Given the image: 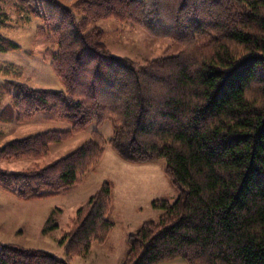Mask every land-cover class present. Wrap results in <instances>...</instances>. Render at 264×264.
Instances as JSON below:
<instances>
[{"label": "trees", "instance_id": "16d2710c", "mask_svg": "<svg viewBox=\"0 0 264 264\" xmlns=\"http://www.w3.org/2000/svg\"><path fill=\"white\" fill-rule=\"evenodd\" d=\"M21 3L41 19V35L47 30L55 39L52 66L64 91L20 87L14 107L26 116L64 120L74 132L108 122L111 136L104 141L95 133L42 169H0V189L23 201L64 194L94 167L104 145L126 163L163 160L176 197L151 202L158 216L128 236L121 264H264V0ZM107 19L167 38L181 50L143 65L114 56L100 29H89ZM17 48L0 37V51ZM66 135L11 142L0 153L36 155ZM107 185L79 209L63 237L68 258L108 238L114 224ZM0 264L70 263L3 245Z\"/></svg>", "mask_w": 264, "mask_h": 264}, {"label": "rangeland", "instance_id": "374dc122", "mask_svg": "<svg viewBox=\"0 0 264 264\" xmlns=\"http://www.w3.org/2000/svg\"><path fill=\"white\" fill-rule=\"evenodd\" d=\"M21 1L0 0V37L18 46L13 51H0V151L8 143L31 137L55 132H68V135L61 141L47 143L36 155L12 157L0 153V169L12 173L51 165L77 151L95 133L104 141L111 136L108 122L74 132L64 120L46 113L26 116L14 107V93L20 87L64 91L52 66L51 55L57 50L55 39L49 37L47 30L41 35V19L31 15ZM57 1L69 6L79 0ZM92 28L100 29L101 42L110 54L140 65L176 55L181 50L178 44L167 38L152 36L139 27L114 19L91 22L89 29ZM163 165V160L145 165L126 163L104 145L94 167L81 176L77 186L64 194L23 201L0 189V247L15 245L44 251L56 258L68 259L70 264H121L128 236L143 222L158 216L151 202L176 197V189L163 174ZM106 184L114 224L108 238L104 243L93 242L87 250L68 258L65 252L67 240L63 237L79 209ZM160 264L187 263L174 260Z\"/></svg>", "mask_w": 264, "mask_h": 264}]
</instances>
